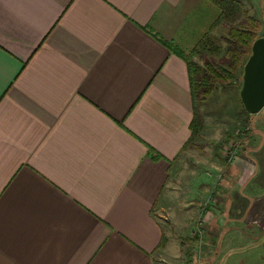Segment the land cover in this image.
Segmentation results:
<instances>
[{
    "label": "crops",
    "instance_id": "0c3cea01",
    "mask_svg": "<svg viewBox=\"0 0 264 264\" xmlns=\"http://www.w3.org/2000/svg\"><path fill=\"white\" fill-rule=\"evenodd\" d=\"M205 2L0 0V264H172L193 98L150 29L196 39Z\"/></svg>",
    "mask_w": 264,
    "mask_h": 264
},
{
    "label": "rangeland",
    "instance_id": "374dc122",
    "mask_svg": "<svg viewBox=\"0 0 264 264\" xmlns=\"http://www.w3.org/2000/svg\"><path fill=\"white\" fill-rule=\"evenodd\" d=\"M238 1L242 4L239 19L229 21L214 1L206 0L208 13H200L208 15L209 20L203 30L199 26V39L184 41L183 29L179 34L171 32L173 37L150 29L182 55L188 68L193 63L199 67L210 63L224 68L226 77L206 100L197 102L203 123L181 157L177 181L180 191L183 188L181 195L173 196L168 210H157L167 226L168 247H172L167 259L172 264H264V200H257L264 195V108L258 114L246 111L239 94L243 71L232 75L227 64L232 27L244 26L249 18L257 23L258 36L264 35V0ZM240 160L257 166L247 181L244 176V182L238 173ZM238 195L253 197L247 201L249 207L258 201V213L254 208L232 211L226 203L235 201ZM213 228H219L217 235L212 233ZM216 236L218 240L214 241Z\"/></svg>",
    "mask_w": 264,
    "mask_h": 264
},
{
    "label": "trees",
    "instance_id": "16d2710c",
    "mask_svg": "<svg viewBox=\"0 0 264 264\" xmlns=\"http://www.w3.org/2000/svg\"><path fill=\"white\" fill-rule=\"evenodd\" d=\"M212 1H214L222 9L223 18L229 21H235L239 19L238 17L240 16L239 12L242 11V4L238 0ZM245 22L246 23L244 26L243 24H241V27H238L237 25V27H232L229 32L230 57L227 64L228 72H230L232 75L236 71H243L244 65L252 52V45L254 41L260 37L257 34V23L249 18H246ZM153 35L161 42H165L162 41L159 36L155 34ZM241 63L242 65H240ZM223 69L224 68L216 67L210 63H207L205 67H199V65L195 63L190 64L189 66L191 93L193 101L195 102L194 117L191 124L192 136L190 142L194 137H196V134L203 123L197 102L200 99L206 100V98L212 93L213 89L218 84L226 82Z\"/></svg>",
    "mask_w": 264,
    "mask_h": 264
},
{
    "label": "water",
    "instance_id": "95a60500",
    "mask_svg": "<svg viewBox=\"0 0 264 264\" xmlns=\"http://www.w3.org/2000/svg\"><path fill=\"white\" fill-rule=\"evenodd\" d=\"M239 94L250 114H258L264 108V35L257 38L252 45V52L243 68Z\"/></svg>",
    "mask_w": 264,
    "mask_h": 264
}]
</instances>
